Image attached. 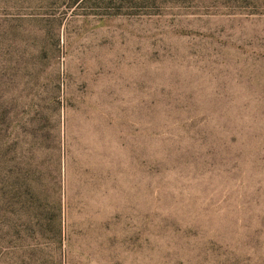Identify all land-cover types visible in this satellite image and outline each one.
I'll use <instances>...</instances> for the list:
<instances>
[{"label": "rangeland", "instance_id": "374dc122", "mask_svg": "<svg viewBox=\"0 0 264 264\" xmlns=\"http://www.w3.org/2000/svg\"><path fill=\"white\" fill-rule=\"evenodd\" d=\"M0 264H264V0H0Z\"/></svg>", "mask_w": 264, "mask_h": 264}]
</instances>
